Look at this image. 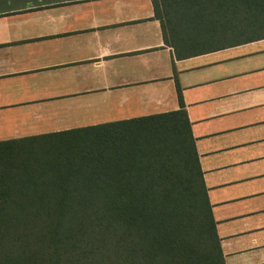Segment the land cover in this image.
I'll return each instance as SVG.
<instances>
[{"label":"crops","instance_id":"obj_1","mask_svg":"<svg viewBox=\"0 0 264 264\" xmlns=\"http://www.w3.org/2000/svg\"><path fill=\"white\" fill-rule=\"evenodd\" d=\"M179 108L224 264H264V37L177 56L152 0H0V142Z\"/></svg>","mask_w":264,"mask_h":264},{"label":"trees","instance_id":"obj_2","mask_svg":"<svg viewBox=\"0 0 264 264\" xmlns=\"http://www.w3.org/2000/svg\"><path fill=\"white\" fill-rule=\"evenodd\" d=\"M152 2L177 56L264 37L189 34L264 0ZM0 264H224L184 108L0 142Z\"/></svg>","mask_w":264,"mask_h":264},{"label":"rangeland","instance_id":"obj_3","mask_svg":"<svg viewBox=\"0 0 264 264\" xmlns=\"http://www.w3.org/2000/svg\"><path fill=\"white\" fill-rule=\"evenodd\" d=\"M213 13L208 9L207 23L203 29H196L190 25L189 34L197 36V31H202L200 45L207 46L209 42L222 43L237 39L253 32L264 31V13L236 12V8L217 7ZM204 38H210L203 40Z\"/></svg>","mask_w":264,"mask_h":264}]
</instances>
